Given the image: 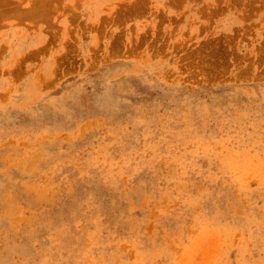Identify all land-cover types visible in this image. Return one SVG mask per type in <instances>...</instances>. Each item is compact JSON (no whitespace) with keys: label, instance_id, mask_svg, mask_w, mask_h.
<instances>
[{"label":"rangeland","instance_id":"rangeland-1","mask_svg":"<svg viewBox=\"0 0 264 264\" xmlns=\"http://www.w3.org/2000/svg\"><path fill=\"white\" fill-rule=\"evenodd\" d=\"M0 264H264V0H0Z\"/></svg>","mask_w":264,"mask_h":264},{"label":"bare ground","instance_id":"bare-ground-1","mask_svg":"<svg viewBox=\"0 0 264 264\" xmlns=\"http://www.w3.org/2000/svg\"><path fill=\"white\" fill-rule=\"evenodd\" d=\"M23 1V0H22ZM46 1V0H45ZM55 1V0H54ZM44 2V1H43ZM52 4V3H51ZM32 6H34V5H32ZM26 10V9H25ZM28 11V10H27ZM30 12V11H29ZM6 15V14H5ZM8 15V14H7ZM3 16V15H2ZM9 17V16H8ZM2 18V17H1ZM53 18V17H52Z\"/></svg>","mask_w":264,"mask_h":264}]
</instances>
